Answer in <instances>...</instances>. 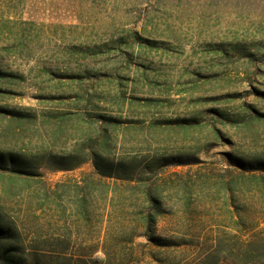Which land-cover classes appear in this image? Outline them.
Wrapping results in <instances>:
<instances>
[{"label": "rangeland", "instance_id": "rangeland-1", "mask_svg": "<svg viewBox=\"0 0 264 264\" xmlns=\"http://www.w3.org/2000/svg\"><path fill=\"white\" fill-rule=\"evenodd\" d=\"M0 71L18 76L0 79V107L34 116L0 117V150L38 162L34 177L0 173V213L28 252L99 259L112 202L134 218L135 182L90 162L54 171L95 145L101 116L124 122L110 127L117 158L194 160L151 182L167 210L157 234L191 243L182 264L214 253L219 233L264 238V173L229 163L264 159V0H0ZM192 117L197 128L170 123Z\"/></svg>", "mask_w": 264, "mask_h": 264}, {"label": "trees", "instance_id": "trees-1", "mask_svg": "<svg viewBox=\"0 0 264 264\" xmlns=\"http://www.w3.org/2000/svg\"><path fill=\"white\" fill-rule=\"evenodd\" d=\"M17 77L0 71V79L12 80ZM85 77L87 76H82ZM212 111L222 119H229L225 113ZM0 117H9L11 121L17 122L34 118L31 113L3 107H0ZM101 117L106 124L101 126L99 137L94 138L95 145L88 146L87 154L83 151L53 159L54 171H72L90 162L100 178L135 182L131 188L133 191H139V203L134 207V218L126 217L124 210L112 202L108 213L107 236L101 246L103 257L95 259L93 256L97 249H91L89 253L71 255H67L65 248L50 251V254H32L20 246L19 237L5 223L4 216L0 213V264H182L178 254L183 249L190 248L191 243L183 238L157 234L158 224L167 214V210L160 188L154 187L151 182L156 171L172 163L181 165L184 164L182 161L194 160L183 157H155L150 161L146 158H117L110 151V127L119 128L124 122L118 118ZM170 123L178 125V129H191L197 128L200 118H178ZM99 138L101 141L96 140ZM97 145L105 147L101 150ZM229 163L242 176L253 172L264 173V159L233 153L229 155ZM37 165L34 157L0 150V173L16 177H34L38 175ZM115 221L119 222L118 227L113 225ZM212 246H216L214 253L204 258L198 257L193 264H256L264 261V238L245 242L236 233H219ZM89 247L91 246H80L79 249L86 251Z\"/></svg>", "mask_w": 264, "mask_h": 264}]
</instances>
